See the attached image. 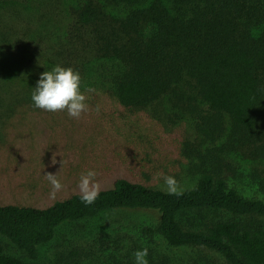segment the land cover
<instances>
[{
	"label": "trees",
	"instance_id": "16d2710c",
	"mask_svg": "<svg viewBox=\"0 0 264 264\" xmlns=\"http://www.w3.org/2000/svg\"><path fill=\"white\" fill-rule=\"evenodd\" d=\"M57 65L125 107L194 91L255 133L264 119V0H0V111L35 108L41 74ZM182 193L118 178L87 206L80 193L46 207L0 205V235L35 260L61 225L111 213L95 236L100 254L85 264H134L143 248L148 264H264V198L210 172ZM0 264L32 263L0 247Z\"/></svg>",
	"mask_w": 264,
	"mask_h": 264
},
{
	"label": "rangeland",
	"instance_id": "374dc122",
	"mask_svg": "<svg viewBox=\"0 0 264 264\" xmlns=\"http://www.w3.org/2000/svg\"><path fill=\"white\" fill-rule=\"evenodd\" d=\"M91 82L92 78L81 82L89 110L80 119L70 118L66 111H0V205H52L80 193L79 178L89 170L97 173L101 189L126 178L164 191L157 173L174 177L185 190L203 172H210L246 197L264 198V119L257 132H244L194 91L180 97L164 92L125 107L109 91L89 86ZM48 173L57 174L64 185L55 199L44 177ZM111 215L61 225L35 260L1 235L0 247L32 264H85L88 255L100 254L94 249L100 244L95 236L102 234ZM200 215L216 220L221 214Z\"/></svg>",
	"mask_w": 264,
	"mask_h": 264
},
{
	"label": "clouds",
	"instance_id": "9594fccd",
	"mask_svg": "<svg viewBox=\"0 0 264 264\" xmlns=\"http://www.w3.org/2000/svg\"><path fill=\"white\" fill-rule=\"evenodd\" d=\"M93 91V89H86ZM87 97L81 92V78L78 72L72 68L54 66L50 71H44L31 95V100L35 108L46 112L56 113L66 111L68 116L73 119H80L81 115L88 112L86 104ZM99 109L97 108V112ZM55 163V159H53ZM97 173L89 170L82 173L77 185L81 202L86 206L91 205L98 198L101 191V185L96 180ZM45 179L51 185L50 198L55 199L56 194L63 190L64 185L57 178V174L51 173L44 175ZM163 179L167 194L179 196L182 195L177 180L172 176H162L157 173L155 179ZM134 264H148L146 259L148 249L143 248L133 253Z\"/></svg>",
	"mask_w": 264,
	"mask_h": 264
}]
</instances>
